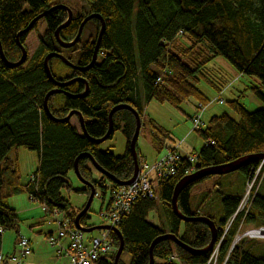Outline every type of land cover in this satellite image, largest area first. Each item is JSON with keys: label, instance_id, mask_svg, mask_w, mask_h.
I'll return each mask as SVG.
<instances>
[{"label": "trees", "instance_id": "1", "mask_svg": "<svg viewBox=\"0 0 264 264\" xmlns=\"http://www.w3.org/2000/svg\"><path fill=\"white\" fill-rule=\"evenodd\" d=\"M87 2L88 8L82 6L76 12L73 11V19L61 29L60 37L64 41H72L87 15L101 14L106 27L98 57L102 53L103 60L99 61L97 58L86 70L74 69L57 57L49 60L56 81L64 82L76 77L83 79L63 86V91L49 97L48 106L54 116L63 118L71 110L80 111L84 115L87 132L94 138H100L108 131L111 109L118 104L134 106L141 115L142 125L144 96V100L168 103L178 109H182V104L190 98L206 104L210 99L198 84L206 81L217 90L221 89V85L208 73V65L217 56L227 58L238 73L257 78L259 84H252L250 89L264 102V0ZM55 4H58L56 0H0V41L8 60L16 62L22 55V49L16 41L19 31ZM67 17L65 9L57 8L43 18L47 24V33L39 36L38 50L32 57L28 56L23 65L9 67L0 53V253L3 231L15 229L18 238L21 236V217L10 204L13 196L22 193L38 195V199L51 210L58 208L63 211L71 219V226H75V216L84 206L75 209L62 195V189L73 188L69 175L75 172V161L80 154L91 153L104 169L121 180L130 179L134 172L130 142L136 127V117L132 111L120 109L113 116L114 131L121 129L127 139L126 153L118 156L109 149L102 150L101 144L84 134L78 115L74 114L68 121H55L45 109L47 93L58 87L45 71L46 55L57 51L75 64L89 65L101 27L99 19L89 20L80 40L66 48L58 43L54 34ZM39 22L40 20L33 29ZM88 26L89 35L84 38ZM29 33L20 37L25 45ZM180 39L189 44H183ZM85 80L89 84L86 96H70L85 91ZM140 86L143 92L139 89ZM228 103L239 118L235 119L228 113L215 115L206 127L196 131L204 143L198 151H193L197 155L195 170L264 152V108L249 110L240 98ZM149 123V139L153 147L162 152L166 148L169 132L153 119ZM209 139L214 143H207ZM19 146L39 154V167L34 172L38 174L36 184L31 180L26 183L22 181L18 159L10 156L11 151ZM138 160L140 161L139 151ZM78 164L82 176L95 184L97 193L98 186L101 187V195L104 196L108 190L106 183L113 181L97 171L87 156L80 157ZM253 165L258 166L259 162H251L240 169L245 174L242 192L249 177V169ZM185 167L172 179L159 184L157 201L139 199L119 224L125 240L123 253L131 254L129 263L123 262L121 255L119 264H149L153 241L162 233L168 232L148 218L149 211L157 202L170 224L169 232L175 233L197 249L209 244L211 229L206 223L185 222L172 209L174 187L186 175ZM94 171L100 174L99 179L94 178ZM212 176L214 175L206 176L183 189L179 196V207L184 213L205 215L199 209L192 211L190 193L195 184ZM263 185L264 179L249 215L243 220V215L237 214L226 233L220 247L221 260L227 255L241 224L264 226ZM82 190L87 194L91 191L86 185ZM242 194L223 198L224 213L220 220L206 214L220 227L218 238L227 221L237 211ZM88 218L85 215L81 223L96 225L89 224ZM182 226L184 231L180 236ZM111 235L115 250L107 257L99 258L97 264H114L120 239L115 232ZM262 246L264 240L243 238L231 250L227 264H264V254H257ZM153 252L155 264H206L211 253L192 254L171 240L159 241ZM174 253H177L180 262L169 260ZM5 264H9V261Z\"/></svg>", "mask_w": 264, "mask_h": 264}, {"label": "rangeland", "instance_id": "2", "mask_svg": "<svg viewBox=\"0 0 264 264\" xmlns=\"http://www.w3.org/2000/svg\"><path fill=\"white\" fill-rule=\"evenodd\" d=\"M56 1L58 3H64L68 5L75 12L79 10V8H81L82 6L88 8L87 0H56ZM47 29L48 28L45 19H40L38 26L32 31H30V33L28 34L25 43L29 51V57H32L38 50L40 44L39 36L46 34ZM89 32H90V26H88V28L85 30L84 38H87ZM180 41L185 45L189 44V42L188 41L186 42V40L184 39H180ZM98 60L99 61L103 60L102 53H100ZM208 71L210 77L213 80H215L218 85H221V89L217 91L214 86H212L206 81H200V83L198 84L201 91L204 94H206L210 99V101H208L206 104L203 103V105L205 106L204 109L202 108L203 111H201L202 120L204 123L203 127L207 126L209 120L213 116L221 115L223 113H228L233 118L238 119L239 118L238 114L230 107L228 103V101L230 100L240 98L241 102L249 110L264 108V102L253 93L252 89H250V86L252 84L258 85L259 80L254 77H250L248 75H242L238 73V71L235 69V67L230 63V61L227 58L223 56H217L208 65ZM139 89L141 90L142 87L140 86ZM263 91H264V87H263ZM141 92L143 91L141 90ZM221 98H223L225 101L221 102L219 100ZM144 99H146L145 96L142 98L144 123L141 126L142 129L140 130V134L138 138V151H139L140 159H142L143 156V157H147L149 162H152L151 160H153V156L156 154V151L153 148L152 142L150 141L148 136L151 128V125L149 123L150 119H153L154 121H156L157 125L163 126L165 129L168 130L169 132L168 141L177 140V143H181V146L190 145V146H195V149L201 148L204 141L196 134V132L193 131V126H194L193 116L198 112L199 108H197V104L200 102H196L194 98H190L182 104V109H178L168 103H160L155 100H144ZM186 128H187V132H184V129ZM191 131H193L194 133H192ZM187 134L188 136L191 134L190 136L191 138L188 141H187L188 136H186ZM192 139H193V143H192ZM126 147H127V139L121 129H116L111 138H108L107 140L101 143V148L103 150L109 149L118 156H122L126 153ZM165 149L162 151V153H160L159 156L165 153ZM10 156L18 159L22 181L25 183L29 181L32 173L39 167L38 153L36 151L29 150L24 146H19L11 151ZM260 162L261 161H259V164ZM94 178L95 179L100 178V174L97 171H94ZM244 180H245L244 172H242L241 170H236L234 172H230L226 174L214 175L198 184H195L191 189V193H190L192 211H196L199 209L200 212H202L203 214L205 215L210 214L214 216L216 220H220L221 216H223L224 213L223 198L228 195L236 196L240 194L242 192ZM69 182L73 188H63L62 195L71 202V204L75 209L84 206L89 197V194L83 192L82 190L85 187V184L82 183V181H80V179L77 177L75 172L70 173ZM246 189L247 188L245 186L243 190L242 198L247 191ZM97 191L98 193L96 192L97 195L94 197L91 208L88 211L89 220L88 219L87 220L89 224L100 225L103 222L102 218L99 215L100 208L102 205L101 193L103 192V189L98 186ZM262 194L264 195V189L262 190ZM107 195L109 200L110 199L109 190H107ZM208 195L209 197H207ZM10 200H11V204L17 207V209L19 210L18 213L19 216L21 217V221L19 225V234L20 235L23 234V236L26 235V237L30 235H35L39 237L41 241V243L38 246V249H36V253L35 254L32 253L30 256L24 258L23 259L24 263L26 264L29 263L30 260H35V262L38 261V263L40 264H55L56 259L59 256L58 257L56 256L57 255L56 248L51 246L48 243V241L45 239V233L49 229L52 230L58 229V223L56 221V217L60 218L62 215H55L53 213L44 211L42 205L39 202L29 200L27 193H22L13 196L10 198ZM148 218L154 224L158 225L159 227L169 232L170 224L167 221L165 212L163 211L159 202H157L155 207L149 211ZM227 223L225 224V226L227 225ZM257 226L258 224L244 225L239 231L240 235H243L247 230ZM183 231H184V227L182 226L179 232L180 236L183 235ZM96 232L97 231L94 230L88 234H95ZM223 233H224V229L222 230V234ZM2 234H3V243H2L1 251H3V254L5 253L11 254L15 251L17 252L16 240L18 238V232L15 229H8L3 231ZM222 234L220 235V237L222 236ZM243 238H251V237L246 236ZM252 239L264 240L263 238H252ZM234 240L235 237L233 239V242ZM217 241L215 245L217 244ZM240 241H238L237 243H239ZM257 254L259 255L264 254V246L260 247V249L257 251ZM122 261L125 263H129L131 261V254L128 252H124L122 254Z\"/></svg>", "mask_w": 264, "mask_h": 264}, {"label": "built area", "instance_id": "3", "mask_svg": "<svg viewBox=\"0 0 264 264\" xmlns=\"http://www.w3.org/2000/svg\"><path fill=\"white\" fill-rule=\"evenodd\" d=\"M158 80H160V78ZM219 100L221 102L225 101L223 98ZM204 107L203 103L197 104V108L199 109L193 116L194 132L198 129L204 128L201 115V111H203ZM193 131L191 132L194 133ZM207 143L214 142L209 139L207 140ZM180 145L181 143H176L175 146L166 147L165 153L152 162L140 159L137 176L132 182L125 185H119L110 181L106 183V186L110 191V199L108 200V205L102 208L99 213L103 220L102 224L119 226L124 217L132 211L139 199L147 198L154 201L159 199L157 188L161 182L172 179L183 166H186V174L195 170L194 163L197 155L195 153L183 154L179 150ZM37 177L38 174L32 173L30 180L36 184ZM263 179L264 159L258 166L253 165L250 167L249 177L246 183L247 191L241 199L237 211L233 214L225 226L224 233L212 249L210 258L206 264H227L231 250L243 237L250 236L251 238L264 239V226L253 227L247 230L243 235H240L239 231L244 226V224H241L230 250L224 259H220V247L225 234L228 232L237 214H242L243 220L249 215L253 201L258 193ZM35 190L37 192L36 185ZM29 196L32 201L39 202L44 211L55 215H62L60 218L56 217V221L58 223L56 233L49 234L47 237L48 243L56 248L57 255L66 258V261L61 264H97L99 258L107 257L115 250L111 235L113 232L112 229L96 230L97 232L95 234H88L76 228V226H71V219L66 217L65 213L60 209L55 208L54 210H51L46 203H42L38 199V195ZM0 231H2V229H0ZM31 253L32 246L30 239L22 235L17 241V252L15 251L8 255L0 253V264H5L6 261H9V263L12 264H25L23 259ZM169 260L173 262H180V258L177 253L172 254L169 257Z\"/></svg>", "mask_w": 264, "mask_h": 264}, {"label": "water", "instance_id": "4", "mask_svg": "<svg viewBox=\"0 0 264 264\" xmlns=\"http://www.w3.org/2000/svg\"><path fill=\"white\" fill-rule=\"evenodd\" d=\"M57 8H63L68 12V17L66 19L65 22H63L55 31V38L58 41V43L63 46V47H71L73 45H75L81 38L84 27L86 25V23L93 19V18H97L101 21V27L99 30V34H98V38L96 41V47H95V51L93 54V58L92 61L90 62L89 65L87 66H80L78 64H75L74 62L70 61L64 54L57 52V51H53L50 52L46 55L45 59H44V66H45V71L49 77V79L51 81H53L55 83V85H57V88L52 89L51 91H49L45 97V102H44V106L45 109L47 111V113L49 114L50 118L55 120V121H68L70 120V118L74 115L77 114L79 116L80 119V123L82 126V130L84 132V134L91 140L101 144L102 142H104L105 140H107L108 138L111 137V135L113 134L114 131V113L120 109H128L130 111H132L136 117V127H135V131L134 134L132 136L131 142H130V148L133 154V162H134V172L133 175L130 179L128 180H121L118 177L110 174L106 169H104L95 159V157L91 154V153H82L80 154L76 161H75V167H74V171L75 174L77 175V177L80 179V181H82V183H84L86 186H89L91 191L88 197V200L86 202V204L84 205V207L79 211V213L75 216L74 219V224L76 226V228L86 232V233H90L94 230H100V229H112L113 232H115L119 239H120V243H119V247L117 249V252L115 254V259H114V264H119V259L124 251L125 248V240L124 237L122 235V232L120 231L118 226H111V225H106V224H100V225H82L81 223V219L88 213V211L91 208L93 199L96 195V186L93 182L85 179L80 170H79V159L82 156H87L91 163L93 164V166L96 168L97 171H99L100 173H102L103 175H105L107 178L111 179L113 182H115L116 184L119 185H125L128 184L130 182H132L138 173L139 170V160H138V138H139V134H140V130H141V126H142V118L140 113L138 112V110L130 105V104H118L116 106H114L109 114V118H110V125L108 128V131L106 132V134L100 138H94L92 137L86 130V126H85V118L84 115L77 110H71L65 117L63 118H58L56 116H54L48 106V99L51 95L61 92L63 91L61 88L63 86L69 85L75 81L78 80H83L80 77H76V78H72L69 79L67 81L64 82H60V81H56L50 65H49V60L53 57H57L59 59H61L66 65L74 68V69H80V70H86L88 68H90L96 61L98 58V51L100 49V44H101V39L103 36V33L105 31V27H106V21L104 19V17L99 14V13H91L89 15H87L83 21L80 24L78 33L76 35V37L72 40V41H64L61 37H60V31L62 28L68 26L72 19H73V10L66 4L64 3H58L53 5L51 8L43 11L42 13H40L39 15H37L24 29H22L21 31H19V33L17 34V44L19 45V47L22 49V55L20 57V59L16 62H12L10 60H8V58L6 57L4 50H3V46L2 43L0 41V53H1V57L3 58V60L5 61V63L9 66V67H17L20 65H23L29 56V51L28 48L25 44H23L20 40V37L22 34L24 33H28L30 32L36 25V23L40 20L43 19L44 17H46L52 10L57 9ZM86 83V89L83 93L79 94V95H70V96H81L84 97L86 96V94L88 93L89 90V84L88 82L85 80ZM264 159V152L261 153H253V154H248V155H244L241 156L237 159H234L232 161L226 162V163H222V164H218V165H211V166H207V167H203L200 169L195 170L192 173L186 174L185 176H183L175 185L174 187V192H173V196L171 199V204H172V209L174 211V213L179 216L183 221L185 222H191V221H199V222H204L206 223L210 229H211V240L209 242V244L201 249H197L193 246H191L189 243H187L186 241L182 240L179 236H177L175 233L173 232H166V233H162L161 235H159L152 243L151 247H150V261L149 264H155V256H154V246L162 240H171L174 243H176L177 245H179L180 247H182L183 249L189 251L192 254H201V253H208L212 250V248L214 247L217 239H218V234H219V229L220 227L217 225V223L215 222L214 219H212L211 217L207 216V215H188L186 213H184L180 207H179V196L181 194V192L183 191L184 188H186L187 186H189L190 184L206 177L209 175H221V174H226V173H230V172H234L236 170H240L243 166L248 165L251 162H259L262 161Z\"/></svg>", "mask_w": 264, "mask_h": 264}, {"label": "crops", "instance_id": "5", "mask_svg": "<svg viewBox=\"0 0 264 264\" xmlns=\"http://www.w3.org/2000/svg\"><path fill=\"white\" fill-rule=\"evenodd\" d=\"M217 90V89H216ZM217 91H219V90H217ZM214 115V114H213ZM191 117V116H190ZM184 132H187V128L186 129H184ZM189 134V133H188ZM188 134L186 135V136H188ZM191 136V134L187 137V141L188 140H190V137ZM177 143V140H173V141H168L167 140V142H166V147H172V146H175V144ZM192 143H193V139H192ZM202 147V146H201ZM154 148V147H153ZM155 149V148H154ZM200 149V148H199ZM199 149H195V146H190V145H183V146H179V150L183 153V154H189V153H191V152H193L194 150H196V151H198ZM103 150V149H102ZM155 151H156V154L153 156V160H155V159H157L158 157H159V155H160V153H162V152H159L158 150H156L155 149ZM39 155V154H38ZM146 159V160H148L147 159V157H143L142 156V159ZM153 160H151V161H153ZM149 161V160H148ZM37 170V169H36ZM35 170V171H36ZM34 171V172H35ZM33 172V173H34ZM264 189V186H262V190ZM241 193H243V192H241ZM28 197H29V200H31V198H30V196H29V194H28ZM208 197H209V195H208ZM208 199V198H207ZM205 203V202H204ZM10 204H11V200H10ZM108 205V195H107V191H106V193H105V195L104 196H102V205H101V208H100V210L102 209V208H104V207H106ZM11 206L13 207V208H15L16 210H17V212L19 211L18 209H17V207H15V206H13L12 204H11ZM19 214V213H18ZM221 217H223V216H221ZM221 219V218H220ZM88 220H89V218H88ZM87 220V221H88ZM89 223V222H88ZM250 225H255V224H250ZM56 229H54V230H52V229H49L46 233H45V239L47 240V237H48V235L49 234H52V233H56ZM21 235H23V234H21ZM26 236V235H25ZM29 239H30V242H31V246H32V253H36V249H38V246H39V244L41 243V241H40V239H39V237H37V236H35V235H30V236H27ZM17 240H18V238H17ZM17 240H16V242H17ZM48 241V240H47ZM2 253H3V251H2ZM31 253V254H32ZM6 255L7 254H10V253H5ZM30 254V255H31ZM29 255V256H30ZM57 257H58V255H56ZM66 261V258L65 257H63V256H59L57 259H56V262H55V264H61V263H64ZM9 264H12V263H9ZM26 264H40V263H38V261H36L35 262V260H30L29 261V263H26Z\"/></svg>", "mask_w": 264, "mask_h": 264}, {"label": "bare ground", "instance_id": "6", "mask_svg": "<svg viewBox=\"0 0 264 264\" xmlns=\"http://www.w3.org/2000/svg\"><path fill=\"white\" fill-rule=\"evenodd\" d=\"M86 215H88V213Z\"/></svg>", "mask_w": 264, "mask_h": 264}, {"label": "flooded vegetation", "instance_id": "7", "mask_svg": "<svg viewBox=\"0 0 264 264\" xmlns=\"http://www.w3.org/2000/svg\"><path fill=\"white\" fill-rule=\"evenodd\" d=\"M101 24V23H100Z\"/></svg>", "mask_w": 264, "mask_h": 264}]
</instances>
